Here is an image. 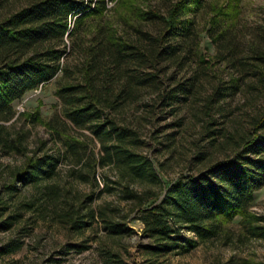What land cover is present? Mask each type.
Returning <instances> with one entry per match:
<instances>
[{
  "label": "trees",
  "instance_id": "1",
  "mask_svg": "<svg viewBox=\"0 0 264 264\" xmlns=\"http://www.w3.org/2000/svg\"><path fill=\"white\" fill-rule=\"evenodd\" d=\"M110 3H116L124 27L131 32L101 23ZM201 7L202 0H180L163 17L158 11L142 10L137 0H33L1 18L0 154L26 153V135L5 124L16 117L13 108L16 101L55 79H58L56 96L61 104L60 116L47 121L41 118L38 109L22 114L21 118L48 128L65 147L57 155L26 157L24 164L10 174V182L4 187L7 197L12 198L19 191L18 186H34L41 202L53 201L60 194L59 188L47 185V181L54 179L59 163L72 155L76 164H83L88 170L92 186L98 188L99 167L113 168L118 181L126 183L116 193L120 198L116 206L105 203L88 208L92 195L76 197L68 204L66 219L62 222L71 232L82 235L97 224L107 239L117 242L134 233L127 220L135 214L143 226L144 237L151 241L146 250L158 256L196 246V242L184 237L183 230L194 234L198 242L227 237L228 227L238 217L242 219L243 232L264 237V218L249 211L255 192L264 186V112L251 120V130L232 156L168 185L162 184L161 169L154 161L137 151L138 131L119 125L124 112L138 104L144 92L157 95L158 104L164 109L177 108L192 94L194 80L180 81L177 75L196 63V59L202 65L211 66L210 60L195 51L198 34L195 23L187 17ZM237 9L232 5L212 9L214 16L206 33L218 49L213 59L232 73L238 70L252 78L255 83L251 88L264 94V34L248 43L244 58L237 57L235 28L225 24L231 16L238 15ZM91 20L96 25L85 28ZM157 21L162 22L163 28L155 35L142 28V24ZM68 40L72 41V51L80 56L74 71L68 65L71 52ZM227 48L226 53L219 50ZM168 68L173 71L168 73ZM239 82L232 78L229 86L223 90L218 87L213 94L224 98L227 93L238 90ZM58 122L64 127H58ZM71 128L82 138L72 136ZM85 139L97 141L101 154L91 151L89 159L83 161L78 147L85 154L88 152ZM204 159L200 152L198 163ZM135 182L150 185L136 191L132 186ZM104 185L108 187L109 183L104 180ZM123 201L131 209L121 215ZM6 205L7 200H0V219ZM19 217L16 214L0 220V231L12 229ZM67 246L80 251L86 248L84 243ZM100 253L105 264L121 261L120 254L111 247Z\"/></svg>",
  "mask_w": 264,
  "mask_h": 264
},
{
  "label": "rangeland",
  "instance_id": "2",
  "mask_svg": "<svg viewBox=\"0 0 264 264\" xmlns=\"http://www.w3.org/2000/svg\"><path fill=\"white\" fill-rule=\"evenodd\" d=\"M32 1L0 0V19L19 11ZM178 1L137 0V5L144 11L155 10L167 17L171 6ZM229 5L238 8V15L231 16L225 24L235 28L237 57L244 58L247 55L248 43L264 34V0H202V7L187 17L195 23L198 34L195 51L210 60L211 66L202 65L195 58L196 63L177 75L180 81L194 80L192 94L179 103L177 108L164 109L158 104L157 95H145L144 92L138 104L130 106L121 117L123 121L119 122L121 127L127 125L138 131L140 142L137 151L148 156L161 169L163 185L182 176L196 174L200 169L232 156L241 139L251 130V120L264 112V94L261 90L251 88L255 83L253 79L238 70L232 73L231 69L220 67L213 59L218 49L206 33L207 25L214 16V6L220 8ZM108 9L101 23L113 24L117 30L131 32V29L124 27L116 3H110ZM95 23L87 21L85 28ZM142 28L155 35L163 28V24L157 21L151 25L142 24ZM67 42L71 51L68 65L74 71L79 65L80 56L72 51V41ZM219 50L226 53L228 48ZM168 69V73L173 71ZM232 78L240 81L237 91L227 93L224 98L213 94L218 87L223 90L229 86ZM57 87L58 79H55L37 91L25 94L13 104L16 113L14 120L5 124L13 126V131L26 135L27 150L26 153L10 156L0 154V200H7L6 211L0 220L16 214L20 216L12 229L0 231V264H105L100 251L110 247L120 254L121 261L111 260L107 264H264V237L243 232L240 217L228 227L229 236L210 242H198L194 234L183 230L184 237L196 242V246L174 251L167 256L153 255L146 250L145 247L151 245V241L144 237L143 226L135 214H131L127 220L134 233L117 242L107 239L97 224L82 235L69 231L62 221L66 219L64 214L67 213L68 204L73 203L76 197L92 195L93 200L87 203L88 208H96L105 203L116 206L120 201L117 192L126 183L124 180L118 181L117 171L113 168L99 167L96 173L98 188L92 186L88 180V170L83 164H76L72 155L59 163L56 176L47 181V185L59 188L60 194H56L53 201L41 202L34 186H18L19 191L8 198L4 187L10 182V174L24 164L26 157L57 155L59 149L65 151L64 143L48 128L33 124L25 117L21 118L22 114L39 109L42 119L56 120L61 114V104L56 96ZM58 124V127H64L60 122ZM69 133L81 137L72 128ZM86 134L90 136V133ZM214 136L217 138L213 141ZM85 141L88 144L86 154L83 148L81 150L78 147L84 157L83 161L89 159L91 151L98 156L101 154V146L97 141ZM41 143L45 145L40 146ZM200 152L205 158L202 165L198 163ZM104 180L109 183L108 187L104 185ZM148 185L146 182L142 185L136 182L132 184L136 191ZM121 207V215L129 213L131 209L125 201ZM249 211L264 218V186L255 192ZM71 243H84L86 248L82 251L69 249L67 245Z\"/></svg>",
  "mask_w": 264,
  "mask_h": 264
}]
</instances>
